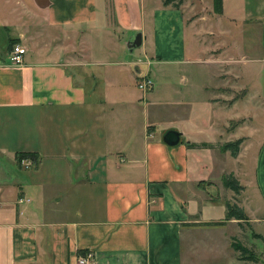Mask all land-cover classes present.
Segmentation results:
<instances>
[{
	"label": "crops",
	"instance_id": "1",
	"mask_svg": "<svg viewBox=\"0 0 264 264\" xmlns=\"http://www.w3.org/2000/svg\"><path fill=\"white\" fill-rule=\"evenodd\" d=\"M218 17L251 44L238 78L261 103L253 115L243 104L253 123L238 130L181 10L0 0V264H78L87 251L95 264H183L196 232L226 240L239 228L227 201L264 212V0H221ZM136 32L145 61L127 46ZM15 43L26 49L20 66L9 64ZM146 71L153 87L143 93ZM166 128L181 132L178 144L163 142ZM239 133L249 139L232 156L223 144ZM17 152L38 161L24 168Z\"/></svg>",
	"mask_w": 264,
	"mask_h": 264
},
{
	"label": "rangeland",
	"instance_id": "2",
	"mask_svg": "<svg viewBox=\"0 0 264 264\" xmlns=\"http://www.w3.org/2000/svg\"><path fill=\"white\" fill-rule=\"evenodd\" d=\"M181 1L179 10H181L188 25L191 24L189 27L192 28L191 32L195 34L194 39H197L200 43L198 48L203 50L206 60L214 63V70L220 75L218 79V83H220V89H218L219 104L225 106L232 102L229 105L233 104L235 106V111L239 113H235L234 123L232 124L235 130L242 127L244 123H253L251 118L250 120L242 119L244 116L240 115L242 109H244L243 104H249L253 108L256 104L260 105V97L254 94L253 91L243 90L242 83L246 84V82L243 78V82L240 77L238 78V72L242 64L240 61L241 54L251 49L249 39L242 36V33L233 37L225 30L227 26H217L219 17L213 8L212 0ZM151 2L158 6L163 5L162 0H151ZM170 6L168 5V7ZM187 39L189 40L190 37H187ZM187 42L188 45L193 46L190 40ZM254 42L255 40H253ZM144 46L130 49L133 50L135 57H140L145 61L146 57L142 54ZM251 107L250 110L253 115L257 112V107L253 109ZM166 129L168 130V128ZM247 139L249 138L239 133L238 137L230 141L239 142L237 156L242 149L243 142ZM226 192L223 191V198L227 196ZM245 213L247 219L240 223L239 228L236 227L232 238L224 240L220 233H214L213 231L196 232L194 237L188 240L184 246L183 264H264V212L257 211L255 214L259 215L258 218L253 214V209L246 210ZM232 243L235 246L247 248L246 254H252L255 259H241L240 251L236 250Z\"/></svg>",
	"mask_w": 264,
	"mask_h": 264
},
{
	"label": "trees",
	"instance_id": "3",
	"mask_svg": "<svg viewBox=\"0 0 264 264\" xmlns=\"http://www.w3.org/2000/svg\"><path fill=\"white\" fill-rule=\"evenodd\" d=\"M162 3L164 6H168L171 5L170 8L173 9H180L179 4L182 3L181 0H162ZM213 3V8L217 13H220L221 10V0H212ZM153 81V80H152ZM238 141H234V142H226L225 144H223V149L224 150H229L232 156H236L238 153ZM189 146H194L195 144H188ZM28 159L32 162L30 167H33L37 161H38V155L34 152H17L16 153V159L18 160V162L20 163V161L22 159ZM21 164V163H20ZM22 167H24L22 165ZM29 167V168H30ZM25 168V167H24ZM224 185L232 190L235 194L240 193L242 186L240 185L238 179L233 176L232 174H228L224 177ZM230 219H236L237 223L239 225H241L240 223H242L244 220L247 219V215L244 211V209L239 206V204H237V202H232V201H227L226 202V220H230ZM221 222H215V223H210L211 224H220ZM232 246L240 251V258L241 259H250V260H254V256L252 254H246L247 252V248L243 247V246H235L232 243ZM252 253V252H250Z\"/></svg>",
	"mask_w": 264,
	"mask_h": 264
},
{
	"label": "built area",
	"instance_id": "4",
	"mask_svg": "<svg viewBox=\"0 0 264 264\" xmlns=\"http://www.w3.org/2000/svg\"><path fill=\"white\" fill-rule=\"evenodd\" d=\"M25 53L26 50L24 47L19 44H13L9 53V64L11 66L22 65ZM136 85L143 93L149 91L153 87V81L150 78L148 71L143 72L138 76ZM20 163L25 168H29L32 164V162L26 158L22 159ZM19 200L23 201V198H20ZM26 200L28 201V199ZM76 259L78 264H95L94 254L91 251L78 255Z\"/></svg>",
	"mask_w": 264,
	"mask_h": 264
},
{
	"label": "water",
	"instance_id": "5",
	"mask_svg": "<svg viewBox=\"0 0 264 264\" xmlns=\"http://www.w3.org/2000/svg\"><path fill=\"white\" fill-rule=\"evenodd\" d=\"M142 43V33L136 32L128 41L127 46L134 48L140 46ZM162 140L169 146H174L181 141V132L177 129H168L163 133Z\"/></svg>",
	"mask_w": 264,
	"mask_h": 264
}]
</instances>
